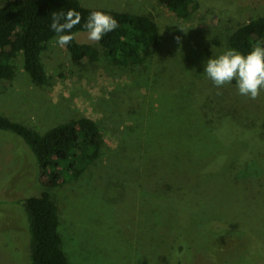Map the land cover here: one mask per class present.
Segmentation results:
<instances>
[{
	"label": "rangeland",
	"instance_id": "rangeland-1",
	"mask_svg": "<svg viewBox=\"0 0 264 264\" xmlns=\"http://www.w3.org/2000/svg\"><path fill=\"white\" fill-rule=\"evenodd\" d=\"M77 1L148 15L167 34L148 68L132 71H118L103 58L77 67L52 43L41 56L45 87L31 84L21 56L13 61L15 77L0 94L1 116L39 128L83 116L103 136L96 165L52 190L70 264H264V92L252 100L201 75L207 60L225 50L232 28L264 15V0H198L189 21L174 19L153 0ZM75 39L94 44L84 32ZM157 66L174 67L176 76H154ZM186 69L200 75L194 96L165 95L168 87L183 86L186 93L196 78L192 73L187 81ZM178 128L192 137L197 158L187 161L181 149L169 161L163 156ZM18 140L0 131V264H29L26 219L10 201L49 188L34 177ZM165 161L190 203L179 212L162 195ZM205 163L211 170L201 176ZM156 198H162L157 207ZM184 239L190 246L180 255Z\"/></svg>",
	"mask_w": 264,
	"mask_h": 264
},
{
	"label": "trees",
	"instance_id": "trees-1",
	"mask_svg": "<svg viewBox=\"0 0 264 264\" xmlns=\"http://www.w3.org/2000/svg\"><path fill=\"white\" fill-rule=\"evenodd\" d=\"M153 1L165 8L176 20L189 21L199 10L198 0ZM70 9L79 12L82 17L81 23L71 31L73 40L64 47L70 62L77 67L97 64L103 58L118 71L148 68L157 54L163 36L167 34L164 27L145 14L89 9L83 7L77 0H4V4L0 6V94L15 77L13 61L18 55L21 56L23 70L33 86L49 85L41 56L56 38V34L50 28L52 14L67 13ZM93 11L111 15L117 20L119 27L106 34L99 43H78L75 35L80 32L87 33L83 25ZM258 44L264 46V15L250 18L247 22L232 28L227 35L224 48L247 54ZM173 68L157 66L154 76L161 79L167 77L170 81L176 76ZM167 72L169 75L166 76ZM192 73L196 78L189 83L190 88L186 89L185 94L181 89L183 86L178 89L168 87L163 91L164 94L168 97L171 95L193 97L196 92L194 85L200 75L197 76L196 72L186 69L187 81L190 80ZM201 75L210 81L204 73ZM168 81L165 79V82L169 83ZM222 89L224 92L237 89L235 81ZM262 126L264 127V122ZM0 131L19 138L20 148L30 161L28 162L35 173L34 177L49 186L38 196L10 201L22 207L26 219L27 228L22 235L26 240L29 264H70L62 243L61 219L52 190L77 181L96 165L103 146V136L98 125L89 118L78 116L51 127L39 128L14 122L0 115ZM191 141L192 137L185 136L178 128L168 147L164 149L163 156L169 161L170 154L181 149L186 152L187 161L197 158ZM210 170V165L205 163L197 172L204 176ZM242 171L243 169L236 173V179H244L241 177ZM163 174L165 186L162 195L171 207L179 212L180 208L190 206L187 198L186 200L182 198L186 194L184 185L176 183L174 172L166 161L163 163ZM156 199L155 207L162 198ZM197 199L195 198L192 203L194 206L199 204ZM219 236H225V233ZM183 241V246L181 245L178 250L180 255L188 251L190 246L188 240Z\"/></svg>",
	"mask_w": 264,
	"mask_h": 264
},
{
	"label": "clouds",
	"instance_id": "clouds-1",
	"mask_svg": "<svg viewBox=\"0 0 264 264\" xmlns=\"http://www.w3.org/2000/svg\"><path fill=\"white\" fill-rule=\"evenodd\" d=\"M81 19L80 13L73 9L67 13H53L50 28L56 34L54 44L59 47L69 45L74 38L71 31ZM83 26L87 30V39L94 44L119 27L115 18L101 11L91 12ZM203 73L217 89L235 81L240 96L255 100L264 92V46L258 44L247 54L226 49L207 60Z\"/></svg>",
	"mask_w": 264,
	"mask_h": 264
}]
</instances>
